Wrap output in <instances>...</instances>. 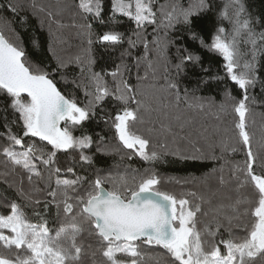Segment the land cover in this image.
<instances>
[{"label": "snow or ice", "instance_id": "1", "mask_svg": "<svg viewBox=\"0 0 264 264\" xmlns=\"http://www.w3.org/2000/svg\"><path fill=\"white\" fill-rule=\"evenodd\" d=\"M66 7L58 5L53 11L38 0H30L31 15L40 18L41 28L47 23L50 36L53 24L64 27L60 16ZM71 7L81 21L73 27L87 46L80 54L65 58L49 44L47 50L55 61L54 68L44 60L33 62L19 35L10 39L0 28V102L4 105V132H0V138L6 142L0 145V156L12 172L19 170L29 183L44 180L47 174L46 196L55 205L56 218L61 219L56 229L50 228L46 216L49 201L45 200L41 209L38 196L18 188L24 203L11 201L0 211V264H141L142 246L163 249L168 264H264V158L257 163L246 122L249 105L256 102L250 90L259 83L264 91V81L260 79L264 68V18L253 16L246 0H225L218 8V18L227 21L229 27L218 24L210 42H206L195 25L203 13L213 9V0H189L187 6L180 0H73ZM0 11L19 16L22 8L15 0H0ZM123 19L134 25L135 40L128 37L129 46L135 47L138 41L144 49V54L135 58L136 68L139 70L142 64L145 68L143 77L137 75V80L151 77L157 81L150 90L128 82V65L123 59L111 71L93 70L94 44L108 50L124 43L125 34L116 30ZM28 21V15L22 17V23ZM93 24L108 30L96 34ZM177 25L192 41L223 58L224 75L204 76L199 85L227 79L241 93L237 99L231 89H225L234 114L236 144L221 141L220 156L202 152L190 130L193 120L182 118L185 112L205 113L212 100L197 96L198 89L182 87L181 77L190 65H200L201 57L188 48L177 47L176 62L170 60L168 47L174 41L168 37ZM9 31L14 33L11 28ZM30 43L34 50L42 47L36 38ZM72 65L79 70L80 79L87 75L86 85L72 81L84 92L83 104L75 93L66 94L57 86L56 75L68 83ZM106 77L111 78V86ZM109 98L117 102L118 108L104 119L129 158L156 162L172 155L182 161H217L226 153L243 151V161L233 163L227 176L224 166L213 169L217 191L231 186L233 195L216 200V191L211 190L204 194L166 191L161 188V176L152 168L143 172L134 169L130 176L118 178L102 175L97 169L89 179L67 167L63 171L72 178H61L58 153H74L79 161L91 165L93 156L88 151L93 147L100 155L116 151L105 136L97 134L94 140L84 130L86 122ZM174 112L179 114L173 124ZM224 112L221 105L220 113ZM220 113L215 114L217 120ZM138 124L151 125L149 131L157 130L158 124V130L176 146L169 147L167 142L153 145L139 132ZM14 126L19 134L13 131ZM78 130L80 134L76 135ZM181 140L191 145V152L177 145ZM38 142L44 147L38 149ZM25 207L31 208L30 216ZM85 237L94 240L95 246L85 244Z\"/></svg>", "mask_w": 264, "mask_h": 264}, {"label": "trees", "instance_id": "2", "mask_svg": "<svg viewBox=\"0 0 264 264\" xmlns=\"http://www.w3.org/2000/svg\"><path fill=\"white\" fill-rule=\"evenodd\" d=\"M18 3L22 11L19 16H13L8 11H0V28L4 29L6 35L10 39H15V35H19L23 42L29 58L35 62L40 63L42 60L47 61L53 68L55 67V61L52 59L51 52H49L48 46H51L56 52L65 57H74L81 53V49L86 47V42L82 35L79 34L77 28L73 27L74 24H78L81 21L75 16L74 9L71 7L73 0H38V2L49 10L55 11L58 5L67 6L66 10L60 16L63 28H57L56 25H52L53 35H49L47 23L43 28L40 27V18L31 15L30 0H15ZM163 2V0H161ZM182 4L187 6L189 0H180ZM194 2V0H193ZM214 7L211 11L203 13L201 19L196 22V31L206 41L210 42V37L213 35L215 28L218 24H223L226 28L229 27L227 21H220L218 18V8L225 0H213ZM248 11L255 17L264 18V0H246ZM107 11V3H106ZM28 15L29 21L22 23V17ZM7 21H11L10 24ZM9 28L14 30L9 31ZM93 28L96 34H100L103 31L108 30L103 25L93 24ZM118 31L125 34V41L122 45L116 49L105 50L98 44L93 45V57L95 58V64L93 65L94 71H111L116 65L121 63L123 59L124 63L128 65V70L125 72V78L133 86L139 85L140 87L150 90V86L157 81H153L151 77L147 81H138L137 75L143 77L144 65L142 64L139 70L135 65V58L144 54L143 46L140 42H136L135 47H130L128 44V37L135 40L132 36L134 25L123 19L117 27ZM33 38L38 39L41 42V49L34 50L31 45ZM169 39L174 41L168 47V56L170 60L175 63V55L177 47L188 48L189 51H194L201 57L200 65H190L186 71V74L181 77L182 87H187L189 90L198 89L196 95L200 97L211 98L212 103L207 108L205 113H193L185 112L182 114L183 119H192L193 124L191 127L192 136L198 141L197 147L201 149L206 155L214 153L217 156L221 155L220 143L225 141L230 144H236V136L233 128L234 114L231 111L230 101L226 100L225 89H231L232 96L237 99L240 98V91L231 84L227 79L224 80H209L207 85H199V81L204 76L224 75L223 71V58L218 54L209 52L206 48H202L198 41H192L188 34L184 31L181 25H177L175 30L169 33ZM148 39H152V30L148 29ZM123 53H130V55H123ZM154 59V53L152 57ZM261 63L264 64V58ZM202 68L207 69V72L202 71ZM162 72V69H161ZM57 86L61 88L66 94L68 92L75 93L77 99L82 104L86 102L84 92L80 88H76L72 81L75 79L77 83L86 85L87 75L85 73L84 78L80 79L79 70L75 65L70 66L67 73L68 83L60 81L59 74L56 75ZM109 80L111 86V78L106 77ZM260 79L264 81V68L260 70ZM251 97L255 98V103L250 104V111L247 114V131L249 132L252 140L253 152L257 154V163L259 164L261 158H264V91L261 90V85L258 83L254 89L249 92ZM224 105L226 112L220 113V106ZM153 107L156 104L153 102ZM4 105L0 102V132H4V120L3 109ZM118 108L117 102L109 98L96 110V116L91 118L85 124L84 130L91 134L96 139V135H102L108 138L110 145L116 149L111 155H100L95 152V148L88 151L89 155L93 156V163L91 165L86 162L79 161L78 157L74 153H58L57 154V166L61 168V178H72L70 173H66L63 170L67 167H73L78 175H85L91 179L97 169L101 170L102 175L111 174L114 177L121 175H131L132 170L138 169L143 172L145 169L152 168L161 176V188L166 191L181 193L186 191H195L198 194H204L211 191H216V200L226 199L233 195L231 186L219 189L217 191L216 174L213 169L224 166L225 175H228L229 169L235 162L243 161L244 152L238 151L237 153H226L224 158L217 161H191V160H179L172 155H165L162 160L156 162H146L139 157L133 156L129 158L125 155L124 149L120 148L116 139L113 138V131L105 122L104 117L107 115H114ZM217 113H220L221 118L216 119ZM179 113H173L172 123H175L174 117ZM151 117H155V113L151 114ZM9 120L12 119L9 113ZM152 127L149 124H138L137 129L140 133L150 138L153 145L167 142L169 147L176 145L172 144L171 138L166 139L165 135L159 131V125L155 127L157 130L149 131ZM13 131L19 134L20 130L17 127H13ZM79 135V130L75 133ZM6 142L0 138V145ZM177 145L182 149L191 152L192 147L186 140L177 142ZM44 147L43 144L37 143V148ZM239 147V145H237ZM49 148H45L48 151ZM38 154V153H37ZM123 157V158H122ZM227 161V163H225ZM259 171V168H257ZM5 172L10 173L7 176L0 175V211H4L3 206L7 205L11 201L23 204L21 197L18 195L17 189L22 188L26 194L38 196L42 204L39 206L43 208V202L49 201V207L46 216L49 221V227L56 229L61 223V219L56 218L55 205L50 202V198L46 196L48 183V176L45 174L44 180H35L29 183L24 174L17 170L12 172L10 166L5 159L0 156V174ZM56 176L53 174L52 183L54 186V180ZM11 185V186H9ZM106 187H110L106 185ZM42 189L41 192H35V189ZM25 212L30 216L31 208L25 207ZM5 214H8L5 212ZM208 217L206 219H210ZM205 219V218H202ZM221 234L227 237V233L221 229ZM85 244H93L95 241L85 237ZM144 255L141 258V264H168V258L164 253V250L158 246L149 247L142 246ZM90 264V262H89Z\"/></svg>", "mask_w": 264, "mask_h": 264}]
</instances>
